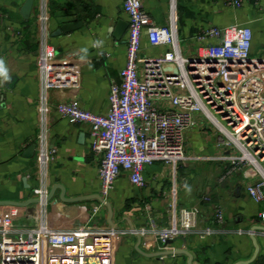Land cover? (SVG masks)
I'll return each mask as SVG.
<instances>
[{
  "label": "crops",
  "instance_id": "1",
  "mask_svg": "<svg viewBox=\"0 0 264 264\" xmlns=\"http://www.w3.org/2000/svg\"><path fill=\"white\" fill-rule=\"evenodd\" d=\"M142 1L159 26L176 15L189 55L188 39L202 29L240 24L253 29L252 54L264 57V0L237 10L225 0ZM27 2L0 0V60L8 77L0 75V214L18 231L39 225L63 232L114 228L119 231L114 264H264V201L248 197L242 175L221 182L229 166L221 160L226 151L202 116L198 127L186 132L187 158L176 172L177 204L197 211L198 231L211 226L214 207L223 206L226 222L212 236L177 237L170 254H159L150 219L162 229L173 217L174 171L163 163L145 168L142 189L121 175L104 199L101 157L91 150L90 126L71 123L56 105L78 102L93 113L108 112L111 87L120 84L127 61L123 0H33L25 15ZM46 48L55 49V61L65 67L48 81L39 67ZM165 51L151 47L144 35L142 57ZM156 103L171 106L168 99ZM42 155L49 156L46 164L40 163ZM45 191L49 201L32 203ZM95 206L100 207L96 214Z\"/></svg>",
  "mask_w": 264,
  "mask_h": 264
},
{
  "label": "built area",
  "instance_id": "2",
  "mask_svg": "<svg viewBox=\"0 0 264 264\" xmlns=\"http://www.w3.org/2000/svg\"><path fill=\"white\" fill-rule=\"evenodd\" d=\"M252 2L259 0L224 1L235 10ZM123 8L128 16L127 61L120 84L111 87L108 112L96 114L78 102L60 103L56 109L71 123L90 126L91 150L101 157L98 170L104 199L123 174L142 189L147 166L159 162L172 168L171 225L159 229L150 219L159 250L170 252L173 239L196 232L212 236L226 222L225 209L216 205L213 224L198 231L197 211L178 209L176 172L187 158L186 132L198 127V116L212 125L217 144L226 151L221 160L229 166L221 182L242 175L248 197L256 203L264 201V57L252 54L253 29L240 24L202 29L188 39L196 47L186 57L176 15L159 26L142 0H123ZM145 34L151 47L166 48L162 56L142 57ZM55 57V49L46 48L39 59L47 81L52 74L65 72ZM163 99L169 100V108L156 103ZM48 160V155L40 157L41 164ZM47 196L45 191L39 198L46 202ZM99 209L95 206L94 213ZM260 217L264 221V213ZM118 234L114 228L63 232L44 225L18 231L11 218L0 214L1 264H114Z\"/></svg>",
  "mask_w": 264,
  "mask_h": 264
},
{
  "label": "water",
  "instance_id": "3",
  "mask_svg": "<svg viewBox=\"0 0 264 264\" xmlns=\"http://www.w3.org/2000/svg\"><path fill=\"white\" fill-rule=\"evenodd\" d=\"M32 4H33V0H28V2L26 3V5H25V7L23 9V12H24L25 15H27L30 12ZM63 30L65 32H67V31L71 30V28L70 27H64ZM49 199H50V197L48 196L47 201H49ZM64 200H65V198H64ZM66 200H81V199H66ZM41 201L42 200L40 198H35V199L32 200V203H41ZM23 204H25V203H23ZM170 243H171V241H170ZM159 254L160 255H167V254H170V253L169 252H161Z\"/></svg>",
  "mask_w": 264,
  "mask_h": 264
},
{
  "label": "rangeland",
  "instance_id": "4",
  "mask_svg": "<svg viewBox=\"0 0 264 264\" xmlns=\"http://www.w3.org/2000/svg\"><path fill=\"white\" fill-rule=\"evenodd\" d=\"M182 47L184 48V55L186 56V57H190L192 54H193V52H194V50H195V47L196 46H194L193 45V51H192V54L191 55H189V52H188V47H187V42H182ZM212 126V125H211ZM209 127L210 128V130L213 132L214 130H213V128L212 127ZM214 133H215V140H216V135H217V133L214 131ZM185 153H186V151H185Z\"/></svg>",
  "mask_w": 264,
  "mask_h": 264
},
{
  "label": "clouds",
  "instance_id": "5",
  "mask_svg": "<svg viewBox=\"0 0 264 264\" xmlns=\"http://www.w3.org/2000/svg\"><path fill=\"white\" fill-rule=\"evenodd\" d=\"M0 75H3L5 79H7V74H6V71L4 69V66H3V61L0 60Z\"/></svg>",
  "mask_w": 264,
  "mask_h": 264
}]
</instances>
